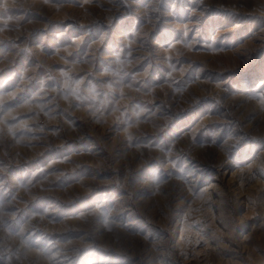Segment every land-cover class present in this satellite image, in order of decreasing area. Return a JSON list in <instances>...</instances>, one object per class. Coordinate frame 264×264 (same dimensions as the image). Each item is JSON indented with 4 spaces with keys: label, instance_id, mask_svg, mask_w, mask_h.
<instances>
[{
    "label": "rangeland",
    "instance_id": "rangeland-1",
    "mask_svg": "<svg viewBox=\"0 0 264 264\" xmlns=\"http://www.w3.org/2000/svg\"><path fill=\"white\" fill-rule=\"evenodd\" d=\"M0 264H264V0H0Z\"/></svg>",
    "mask_w": 264,
    "mask_h": 264
},
{
    "label": "bare ground",
    "instance_id": "bare-ground-1",
    "mask_svg": "<svg viewBox=\"0 0 264 264\" xmlns=\"http://www.w3.org/2000/svg\"><path fill=\"white\" fill-rule=\"evenodd\" d=\"M211 185V184H210ZM213 185H214V183H213ZM209 186V185H208ZM210 187V186H209ZM215 187V186H214ZM214 187H211V188H214Z\"/></svg>",
    "mask_w": 264,
    "mask_h": 264
}]
</instances>
